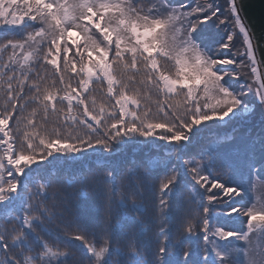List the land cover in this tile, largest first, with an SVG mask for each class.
<instances>
[{
	"label": "snow or ice",
	"instance_id": "snow-or-ice-1",
	"mask_svg": "<svg viewBox=\"0 0 264 264\" xmlns=\"http://www.w3.org/2000/svg\"><path fill=\"white\" fill-rule=\"evenodd\" d=\"M247 4L0 0V37H19L0 43V264H264V30Z\"/></svg>",
	"mask_w": 264,
	"mask_h": 264
},
{
	"label": "trees",
	"instance_id": "trees-1",
	"mask_svg": "<svg viewBox=\"0 0 264 264\" xmlns=\"http://www.w3.org/2000/svg\"><path fill=\"white\" fill-rule=\"evenodd\" d=\"M181 2H185V3L189 4V6H191L197 2L203 4V3H205V0H181ZM218 2L223 3V0H218ZM208 24H209V28L206 29L205 34L208 36L209 44L212 45L213 48H215V41L218 39V37L216 35L218 30L212 25L211 21H209ZM26 31H31V29H27ZM18 38L19 37H16L13 35L0 37V43H3L6 39H18ZM46 51H47V49L45 48V52ZM73 51H75V48H73ZM224 51H228V50H224ZM7 55L8 54H4L5 59L7 58ZM69 58L71 59V53H69ZM52 67L53 66L48 65L46 69L43 67H41V69H40L41 74L46 75L49 78L48 79L49 84L52 83V80H53ZM33 71H36V70L33 69ZM245 71H250V70L246 69ZM141 78L142 77L138 76L137 80H140ZM68 79H69V77L66 75L65 80L67 81ZM31 82L32 81H29V83H31ZM240 83H244V80L241 79ZM72 84H73V86H75V81H72ZM135 87L137 88V90L140 93L141 104L142 105H148V106L152 107L153 111H155V108H156L155 101L157 99L155 92L153 91V92L149 93L147 96H145V92L147 91L145 88L140 87L139 85H136ZM90 89L92 90L91 96L94 97L96 100V107L99 108L101 105H104L107 107L109 104V100L107 97L106 85H100V84L94 83V84L90 85ZM61 95H63V93H61ZM252 99H254V97L252 95H250L249 100H252ZM2 103H3V101L0 100V104H2ZM21 103H23V101H21ZM60 107H62V105L57 104V108H60ZM37 120H38V122L40 121L39 116L37 117ZM48 121H49V124H48L49 128H51L55 123L60 122L58 114L49 111ZM253 122H255V119ZM231 132H232V126L230 125L228 127H223V128H219V129L214 130L213 136L214 137L215 136L223 137V136L231 134ZM238 136H239V134H238ZM158 143L163 144L164 142L159 141ZM195 150H196L195 148L192 149L193 152H195ZM149 151H151V146H146L143 148H137L135 150L129 149L126 153L121 154L120 156L116 157L115 159L122 161V162H128L133 157L137 160H141L144 158L145 154L148 153ZM153 154H155V153H153ZM93 160H95V158H93ZM128 166L131 167V164H129ZM95 170L98 172L103 171V169H101V168H96ZM253 179L257 182L258 185H259V183L262 182V181H260V179L258 177H254ZM70 191H71V189H70ZM249 195L251 198L255 199V196L257 195V193L256 192H250ZM78 196H79V194L77 193L76 197H74V198H77ZM191 207L195 208V205H192ZM0 223H3V221H0ZM228 227H233V225H228ZM234 227L239 229L240 227H242V225L238 224V225H235ZM144 239L146 241L150 240L151 239V233L150 232L146 233L144 236ZM200 243L202 244L203 241H201ZM71 244L72 245H78L79 242L73 240V241H71ZM0 258H2V256H0ZM237 258L240 260L244 259L242 254H238Z\"/></svg>",
	"mask_w": 264,
	"mask_h": 264
},
{
	"label": "water",
	"instance_id": "water-1",
	"mask_svg": "<svg viewBox=\"0 0 264 264\" xmlns=\"http://www.w3.org/2000/svg\"><path fill=\"white\" fill-rule=\"evenodd\" d=\"M246 11L259 35L264 30V0H248Z\"/></svg>",
	"mask_w": 264,
	"mask_h": 264
},
{
	"label": "rangeland",
	"instance_id": "rangeland-1",
	"mask_svg": "<svg viewBox=\"0 0 264 264\" xmlns=\"http://www.w3.org/2000/svg\"><path fill=\"white\" fill-rule=\"evenodd\" d=\"M230 135V134H229Z\"/></svg>",
	"mask_w": 264,
	"mask_h": 264
}]
</instances>
